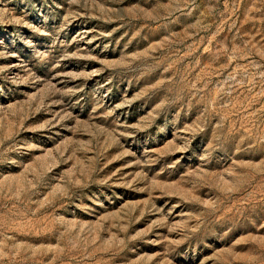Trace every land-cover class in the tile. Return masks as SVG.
<instances>
[{
    "label": "rangeland",
    "instance_id": "1",
    "mask_svg": "<svg viewBox=\"0 0 264 264\" xmlns=\"http://www.w3.org/2000/svg\"><path fill=\"white\" fill-rule=\"evenodd\" d=\"M0 264H264V0H0Z\"/></svg>",
    "mask_w": 264,
    "mask_h": 264
}]
</instances>
